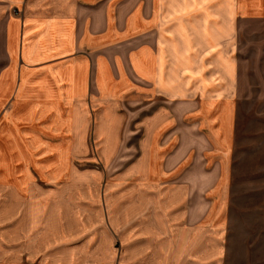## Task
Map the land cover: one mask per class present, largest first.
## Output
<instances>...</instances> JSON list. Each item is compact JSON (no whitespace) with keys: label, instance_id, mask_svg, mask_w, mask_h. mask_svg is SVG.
Listing matches in <instances>:
<instances>
[{"label":"crops","instance_id":"crops-1","mask_svg":"<svg viewBox=\"0 0 264 264\" xmlns=\"http://www.w3.org/2000/svg\"><path fill=\"white\" fill-rule=\"evenodd\" d=\"M243 8L237 0H0V118L25 110L45 152L56 135L81 140L90 129L103 156L137 150L132 162L106 165L107 226L95 222L100 200L92 191L82 202L92 211L88 230L120 231L126 253L86 264L221 258ZM12 199L10 231H31V197L22 230ZM74 214V227L59 223L60 241L61 231H88ZM14 234L19 264L26 244L23 232ZM58 256L44 264H66Z\"/></svg>","mask_w":264,"mask_h":264},{"label":"rangeland","instance_id":"rangeland-1","mask_svg":"<svg viewBox=\"0 0 264 264\" xmlns=\"http://www.w3.org/2000/svg\"><path fill=\"white\" fill-rule=\"evenodd\" d=\"M237 1H242L244 12L237 42L240 76L229 150L231 178L222 223L226 240L221 258L213 264H264V14H260L264 13V0ZM135 109L132 107L130 112ZM24 113L25 110L7 112L0 118V264H13L12 243L17 240L11 238L16 232L24 233L18 241L26 244L20 246L23 251L19 264L24 259L44 264L49 258L58 260V255L65 258L66 264H86L91 259L121 260L126 253L122 250V233L89 231L92 211L86 212L82 202L89 200L85 196H90V191L101 199L106 165L134 161L135 146L131 147L132 154L103 156L90 129L81 140L56 135L45 141L52 147L45 152L38 145L42 140L32 139V128ZM135 137L127 139V144H134ZM95 179L99 184L90 188ZM13 196L18 198L20 230L26 224L22 223L26 221H22L25 217L21 213L27 197H31V203H27V207H33L31 221L35 226L31 231H10ZM105 208L100 200L95 211L99 214L95 220L98 225L107 226ZM74 210L81 213L80 218L85 217L88 231H61L65 236L60 241L56 231L59 223L74 227ZM46 227L51 231H42ZM49 239L51 245L44 249ZM60 242L65 246L59 249Z\"/></svg>","mask_w":264,"mask_h":264}]
</instances>
